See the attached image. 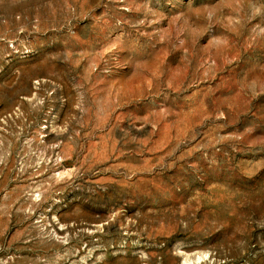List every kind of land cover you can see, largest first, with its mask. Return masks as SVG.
I'll list each match as a JSON object with an SVG mask.
<instances>
[{
    "label": "rangeland",
    "instance_id": "obj_1",
    "mask_svg": "<svg viewBox=\"0 0 264 264\" xmlns=\"http://www.w3.org/2000/svg\"><path fill=\"white\" fill-rule=\"evenodd\" d=\"M0 264H264V0H0Z\"/></svg>",
    "mask_w": 264,
    "mask_h": 264
}]
</instances>
